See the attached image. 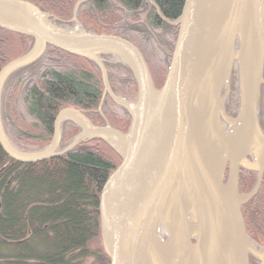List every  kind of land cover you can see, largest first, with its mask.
Listing matches in <instances>:
<instances>
[{
	"label": "water",
	"instance_id": "obj_1",
	"mask_svg": "<svg viewBox=\"0 0 264 264\" xmlns=\"http://www.w3.org/2000/svg\"><path fill=\"white\" fill-rule=\"evenodd\" d=\"M85 1L75 3L70 23L78 25L77 10ZM150 2L161 21L178 28L159 89L142 54L128 40L65 30L26 1L0 0V29L34 41L25 55L0 69V92L13 72L52 47L93 61L105 93L131 119L123 135L91 126L76 109H63L54 120L51 143L36 153L15 149L0 121V147L18 163L35 164L64 155L84 140L108 143L105 135L121 139L117 149L108 143L121 160L105 180L98 201L107 264H249L250 255L264 264V246L249 239L241 214V207L260 190L264 175V133L259 124L264 0H184L174 21ZM105 54L130 70L137 87L133 104L112 92L101 59ZM233 70L239 106L232 118L224 101ZM65 121L77 124L81 135L57 153ZM232 127L237 130L227 142L223 133ZM212 143L222 150V163L211 153ZM240 169L257 173L248 194L238 189Z\"/></svg>",
	"mask_w": 264,
	"mask_h": 264
},
{
	"label": "trees",
	"instance_id": "obj_2",
	"mask_svg": "<svg viewBox=\"0 0 264 264\" xmlns=\"http://www.w3.org/2000/svg\"><path fill=\"white\" fill-rule=\"evenodd\" d=\"M23 1L51 15L50 21L56 26H73L69 20L78 0ZM152 2L163 17L174 21L184 0ZM76 19L86 32L131 42L147 68L152 60L162 63L163 85L178 28L161 21L148 0H87L79 6ZM33 43L30 37L0 29V69L25 55ZM101 59L113 93L136 101L137 87L130 70L111 55H101ZM103 92L101 73L93 61L47 47L35 62L13 72L2 86L0 119L4 134L19 151H42L52 140L56 116L66 108L78 110L94 126L109 123L126 133L130 115ZM238 106L233 70L225 103L227 115L236 116ZM259 124L264 133V86L260 90ZM79 131L75 123L63 122L56 152L70 145ZM120 160L99 139L79 143L64 155L35 164L18 163L0 147V264H107L98 201L105 180ZM256 180L257 173L240 169L239 192L252 191ZM241 214L249 239L262 246L264 175L260 190L241 207ZM89 258L95 263H89ZM249 264L261 262L250 255Z\"/></svg>",
	"mask_w": 264,
	"mask_h": 264
},
{
	"label": "rangeland",
	"instance_id": "obj_3",
	"mask_svg": "<svg viewBox=\"0 0 264 264\" xmlns=\"http://www.w3.org/2000/svg\"><path fill=\"white\" fill-rule=\"evenodd\" d=\"M149 1V3H151L150 2V0H148ZM51 19H53V18H51ZM50 19V20H51ZM55 19V18H54ZM57 19V18H56ZM71 20V19H70ZM70 20H69V23H70ZM51 22V21H50ZM52 23V22H51ZM78 23V22H77ZM52 24H54V23H52ZM55 25V24H54ZM56 26V25H55ZM57 27H60V28H62V29H65V30H75V29H78V30H80V29H82L81 28V26L78 24H75V23H73V26H64V27H61V26H57ZM84 30V29H83ZM17 59V58H16ZM13 60H15V59H13ZM12 60V61H13ZM11 62V61H10ZM162 63H160V64H157V63H153V60L150 62V65H149V68H148V71H149V74H150V77H151V80H152V83H153V85L154 86H156V88H159L160 86H161V83H160V80H161V77H162V75H163V72H162ZM167 73V72H166ZM166 76V75H165ZM107 78H108V76H107ZM263 78H264V76H263ZM164 79H165V77H164ZM109 82V81H108ZM164 83V82H163ZM110 85V84H109ZM262 87V86H261ZM113 92V91H112ZM225 92V90L223 91V93ZM103 94L105 95L106 93H105V91L103 92ZM117 97H119V98H121V99H123V100H125V101H127L128 103H130V104H133L135 101H133V100H129V99H127V98H124L123 96H121V95H117V94H115ZM230 95V92H229V94L227 95V97H226V99H225V101H224V105H225V103H226V100H227V98H228V96ZM109 100L111 101V99L109 98ZM112 102V101H111ZM113 103V102H112ZM115 104V103H114ZM116 105V104H115ZM118 106V105H117ZM1 109V108H0ZM0 118H1V115H0ZM233 118V117H232ZM0 121H1V119H0ZM89 121V120H88ZM90 122V121H89ZM90 124H91V122H90ZM77 125V124H76ZM78 126V125H77ZM91 126H93V127H95V128H103V127H109V128H111V129H113L110 125H109V123H106L104 126H102V127H98V126H94V125H92L91 124ZM79 127V126H78ZM3 128V127H2ZM223 128L226 130V125H223ZM79 133L74 137V139H73V141L71 142V143H73L74 141H75V139L77 138V137H79V135H81V129H80V127H79ZM115 130V129H114ZM117 131V130H116ZM129 131V130H128ZM128 131L126 132V133H121V134H123V135H126L127 133H128ZM119 132V131H118ZM105 137H106V139H107V142L110 144V145H112L114 148H116L117 149V145H116V140L112 137V135H105ZM86 141H88V140H84V141H82V142H86ZM102 141V140H101ZM82 142H80V143H82ZM104 142V141H103ZM51 143V142H50ZM109 148H111L114 152H116L108 143H106V142H104ZM69 146V145H68ZM67 146V147H68ZM66 147V148H67ZM65 149V148H64ZM63 149V150H64ZM18 150V149H17ZM22 152V151H21ZM251 192V191H250ZM250 192H247V191H245L244 193H241V194H248V193H250ZM163 238L165 239L166 238V235L165 234H163ZM101 244H102V242H101ZM264 246V244L262 245V246H259V247H263ZM103 248V247H102ZM88 262L89 263H91V262H94L95 263V259L94 258H89L88 259Z\"/></svg>",
	"mask_w": 264,
	"mask_h": 264
},
{
	"label": "bare ground",
	"instance_id": "obj_4",
	"mask_svg": "<svg viewBox=\"0 0 264 264\" xmlns=\"http://www.w3.org/2000/svg\"><path fill=\"white\" fill-rule=\"evenodd\" d=\"M236 128L232 127L229 131H227L226 133L224 132L223 137L227 142H231V140L234 137V134L236 132ZM86 136H88L87 134H85ZM112 137L117 141L116 144L118 146V144L120 145L121 143V139L112 135ZM211 149V153H213L216 157H218V159L221 160V163L223 162V160L225 159V157H222V150L216 145V144H211L210 146Z\"/></svg>",
	"mask_w": 264,
	"mask_h": 264
},
{
	"label": "flooded vegetation",
	"instance_id": "obj_5",
	"mask_svg": "<svg viewBox=\"0 0 264 264\" xmlns=\"http://www.w3.org/2000/svg\"><path fill=\"white\" fill-rule=\"evenodd\" d=\"M226 108H227V106H226ZM226 108H225V111H226ZM227 112V111H226Z\"/></svg>",
	"mask_w": 264,
	"mask_h": 264
}]
</instances>
